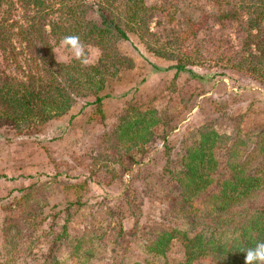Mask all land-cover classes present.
I'll list each match as a JSON object with an SVG mask.
<instances>
[{"label": "rangeland", "instance_id": "1", "mask_svg": "<svg viewBox=\"0 0 264 264\" xmlns=\"http://www.w3.org/2000/svg\"><path fill=\"white\" fill-rule=\"evenodd\" d=\"M143 1L157 38L117 43L130 63L106 75L99 106L81 99L21 130L0 120V264L182 263L183 235L210 232L197 202L193 220L181 218L172 175L206 134L212 177H227L232 140L248 148L264 126V85L235 67L244 14L238 0ZM53 55L71 59L60 44ZM163 230L171 237L154 252Z\"/></svg>", "mask_w": 264, "mask_h": 264}, {"label": "trees", "instance_id": "2", "mask_svg": "<svg viewBox=\"0 0 264 264\" xmlns=\"http://www.w3.org/2000/svg\"><path fill=\"white\" fill-rule=\"evenodd\" d=\"M238 6L244 23L235 67L264 85V0H238ZM152 10L143 0H0V120L21 130L65 113L81 99V107L99 106L108 96L99 93L106 75L130 63L117 43L128 40V32L141 40L157 38L148 26ZM73 34L96 46L99 59L87 66L75 59L55 60L53 48ZM151 49L158 54L157 48ZM151 66L196 75L179 63ZM201 136L199 143L184 149L172 175L179 190L169 198L189 222L193 203L200 204L211 229L207 235L202 230L184 234V260L173 264H191L203 255L213 264H244L241 250L264 241V126L252 135L248 148L239 138L232 140L223 179L212 177L216 165L208 145L211 137ZM171 233H158L151 250L161 252Z\"/></svg>", "mask_w": 264, "mask_h": 264}, {"label": "clouds", "instance_id": "3", "mask_svg": "<svg viewBox=\"0 0 264 264\" xmlns=\"http://www.w3.org/2000/svg\"><path fill=\"white\" fill-rule=\"evenodd\" d=\"M63 49H66L70 54L71 59L80 61L87 66L99 59L100 51L95 52L82 42L79 35H65L60 41ZM244 252V264H264V241H257L253 247L242 249Z\"/></svg>", "mask_w": 264, "mask_h": 264}]
</instances>
